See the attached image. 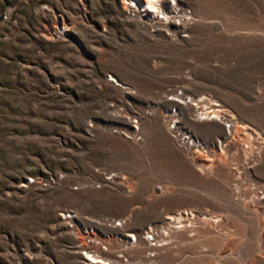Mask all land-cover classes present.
Masks as SVG:
<instances>
[{"label":"rangeland","instance_id":"374dc122","mask_svg":"<svg viewBox=\"0 0 264 264\" xmlns=\"http://www.w3.org/2000/svg\"><path fill=\"white\" fill-rule=\"evenodd\" d=\"M154 3L0 0V264H264V0Z\"/></svg>","mask_w":264,"mask_h":264},{"label":"bare ground","instance_id":"6f19581e","mask_svg":"<svg viewBox=\"0 0 264 264\" xmlns=\"http://www.w3.org/2000/svg\"><path fill=\"white\" fill-rule=\"evenodd\" d=\"M140 2L141 3H143V4H145V6H147L148 7V9H145V11L149 14V15H152V11H154V10H157V5H155V3H154V0H140ZM175 5V4H174ZM142 6V5H141ZM144 8V7H143ZM150 8V9H149ZM181 13V12H180ZM169 15V14H168ZM174 15H176V14H174ZM184 15V14H183ZM173 19V18H172ZM208 104V106H207V108H208V110H206V111H204V115H202V117L203 116H206V115H208V116H215L216 115V112L218 113V111H217V109H218V107H214L213 105H217L218 103L217 102H212V101H208L207 102ZM220 104V103H219ZM220 110H221V108H220ZM209 111H213V113H211L210 115H209ZM201 113V112H200ZM200 115V114H199ZM217 116H218V114H217ZM201 117V118H202ZM244 125V124H243ZM242 125V126H243ZM175 217H177V216H173V215H170V216H168L167 218L171 221V220H174L175 219ZM178 217H180V216H178ZM186 218V217H185ZM178 218H176V220H177ZM182 219V218H181ZM88 256L90 257V259L91 260H96L91 254H88Z\"/></svg>","mask_w":264,"mask_h":264},{"label":"built area","instance_id":"2783aa9c","mask_svg":"<svg viewBox=\"0 0 264 264\" xmlns=\"http://www.w3.org/2000/svg\"><path fill=\"white\" fill-rule=\"evenodd\" d=\"M2 17H5V14H1ZM224 120H225V128L226 127H230V126H233L234 124V116L232 114H229V113H224ZM170 127L174 130V126L171 124ZM176 133H179V132H176ZM181 135V134H180ZM180 140L183 142V143H186L188 141H190L191 139L186 135H181L180 137ZM189 138V139H188ZM147 237H150V234L147 235Z\"/></svg>","mask_w":264,"mask_h":264}]
</instances>
